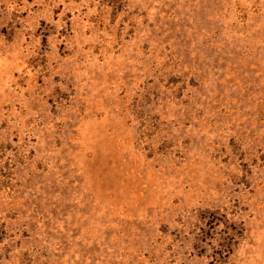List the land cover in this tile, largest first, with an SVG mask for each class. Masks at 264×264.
Returning <instances> with one entry per match:
<instances>
[{
	"label": "rangeland",
	"instance_id": "obj_1",
	"mask_svg": "<svg viewBox=\"0 0 264 264\" xmlns=\"http://www.w3.org/2000/svg\"><path fill=\"white\" fill-rule=\"evenodd\" d=\"M0 264H264V0H0Z\"/></svg>",
	"mask_w": 264,
	"mask_h": 264
}]
</instances>
